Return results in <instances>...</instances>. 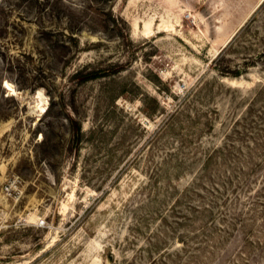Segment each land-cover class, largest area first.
<instances>
[{"label":"rangeland","instance_id":"obj_1","mask_svg":"<svg viewBox=\"0 0 264 264\" xmlns=\"http://www.w3.org/2000/svg\"><path fill=\"white\" fill-rule=\"evenodd\" d=\"M0 264H264V0H0Z\"/></svg>","mask_w":264,"mask_h":264},{"label":"trees","instance_id":"obj_2","mask_svg":"<svg viewBox=\"0 0 264 264\" xmlns=\"http://www.w3.org/2000/svg\"><path fill=\"white\" fill-rule=\"evenodd\" d=\"M107 69L105 68H98V69H93V70H88L86 72H83L82 69H79L77 71L78 77L82 80H88V79H93L97 78L99 76H102L107 73Z\"/></svg>","mask_w":264,"mask_h":264},{"label":"bare ground","instance_id":"obj_3","mask_svg":"<svg viewBox=\"0 0 264 264\" xmlns=\"http://www.w3.org/2000/svg\"><path fill=\"white\" fill-rule=\"evenodd\" d=\"M15 86L11 83V82H8V84H7V89H10V90H12V91H15V88H14ZM38 93H39V95H41V100H43L42 98V90L41 89H39L38 90ZM43 104V103H42ZM41 108L44 110V109H46V106H45V104H43L42 106H41Z\"/></svg>","mask_w":264,"mask_h":264},{"label":"built area","instance_id":"obj_4","mask_svg":"<svg viewBox=\"0 0 264 264\" xmlns=\"http://www.w3.org/2000/svg\"><path fill=\"white\" fill-rule=\"evenodd\" d=\"M10 187H7V189L9 190Z\"/></svg>","mask_w":264,"mask_h":264}]
</instances>
